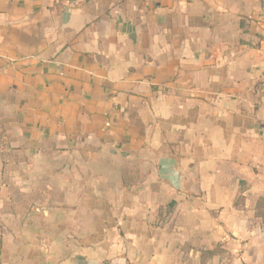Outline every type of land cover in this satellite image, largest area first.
I'll return each mask as SVG.
<instances>
[{
    "label": "crops",
    "instance_id": "1",
    "mask_svg": "<svg viewBox=\"0 0 264 264\" xmlns=\"http://www.w3.org/2000/svg\"><path fill=\"white\" fill-rule=\"evenodd\" d=\"M0 264H264V0H0Z\"/></svg>",
    "mask_w": 264,
    "mask_h": 264
}]
</instances>
